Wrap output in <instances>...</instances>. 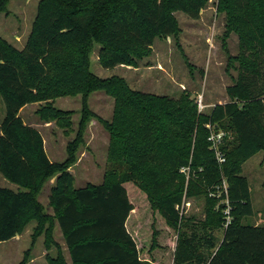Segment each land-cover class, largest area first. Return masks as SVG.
<instances>
[{
    "label": "trees",
    "instance_id": "obj_1",
    "mask_svg": "<svg viewBox=\"0 0 264 264\" xmlns=\"http://www.w3.org/2000/svg\"><path fill=\"white\" fill-rule=\"evenodd\" d=\"M8 1L0 0V12ZM209 1L39 0L22 49L0 37V175L22 188L0 187V243L16 237L29 220L47 222L43 231L36 228L54 246L55 256L47 257V264H66L50 240L52 220L36 201L43 184L55 177L48 202L72 264L157 262L153 256L140 258L138 236L132 231L138 220L133 212L141 207L138 194L160 220L150 236L149 256L159 248L162 225L175 233L171 264H264V225L244 224L253 209L247 179L239 172L242 163L264 151V0H217L227 27L239 39L234 58L238 74L226 88L227 103L204 114L184 92L173 101L115 91L119 115L127 111L137 118L138 139L123 148L129 171L110 172L100 185L73 189L67 168L75 146H68L64 162L49 161L40 133L19 115L26 105L83 93L92 78L86 71L92 42L99 46L102 68L132 67L156 39L177 33L175 13L196 20ZM53 111L57 116L59 111ZM122 120L124 116L114 123ZM211 132L224 133L221 164L210 149ZM223 182L226 194L217 191ZM184 192L186 197L204 196L201 221L179 215L176 207ZM218 230L219 241L214 234Z\"/></svg>",
    "mask_w": 264,
    "mask_h": 264
},
{
    "label": "rangeland",
    "instance_id": "obj_2",
    "mask_svg": "<svg viewBox=\"0 0 264 264\" xmlns=\"http://www.w3.org/2000/svg\"><path fill=\"white\" fill-rule=\"evenodd\" d=\"M38 2L9 0L5 10L0 12V37L16 49L20 50L25 45ZM174 16L178 23L177 33L156 39L151 50L138 58L134 66L102 68L97 57L99 46L92 42L86 54V71L92 78L83 93L26 105L20 110L22 121L40 133L49 161L64 162L68 157V146H75L73 161L67 168L73 178V189L100 185L107 180L110 172L129 171L123 148L127 143L137 141L138 121L127 111L122 113V117L119 115L116 90L121 88L150 99L168 98L173 101L178 100L184 92L204 114H208L214 105L229 101L226 88L232 85L238 74V62L234 58L239 53V39L227 27L226 12L217 9V0H210L196 20L179 12ZM145 104L148 107L150 103L147 100ZM148 109L152 111L151 106ZM53 110L59 111L55 117ZM123 116L124 120L114 123L115 119H122ZM2 117L3 104L0 99V121ZM229 138L232 139V136ZM181 172L187 180V168ZM239 172L247 179L253 209V215L245 218L244 224L264 225V151H258L242 163ZM54 180L55 177H52L43 184L36 201L42 207V214L51 218L50 240L59 246L63 255L64 241L48 202ZM0 187L22 190L1 175ZM225 189L223 182L217 191L220 193ZM211 195L213 193L209 197ZM137 197L141 205L136 212L141 224L137 239L138 247L142 250L140 258L151 260L153 256L157 264H171L175 233L160 225L159 229L162 230L157 231L159 248L149 256L150 236L160 220L150 210L144 197L141 194ZM204 209V196L186 197L184 192L177 210L181 217L196 223L204 218ZM39 224L37 220H29L13 240L0 243V264H22L24 260L23 264H26L30 259L37 258L35 264H43L40 257L54 246L46 244L48 238L43 232L36 233ZM47 225V222L39 225L41 231ZM214 234L219 241L222 231Z\"/></svg>",
    "mask_w": 264,
    "mask_h": 264
},
{
    "label": "built area",
    "instance_id": "obj_3",
    "mask_svg": "<svg viewBox=\"0 0 264 264\" xmlns=\"http://www.w3.org/2000/svg\"><path fill=\"white\" fill-rule=\"evenodd\" d=\"M197 106L199 107L198 104H197ZM198 111H200V109ZM223 137H224V133H222V132H218V133L211 132L209 137H208V142H210V149H211V151H213L215 158L219 164H221L225 161L224 155L222 154V152L220 150V146L222 144ZM224 194H226V189L224 190ZM223 203L227 207L224 210V214L228 215V200H227V198L224 199ZM176 209H178V207H176Z\"/></svg>",
    "mask_w": 264,
    "mask_h": 264
},
{
    "label": "crops",
    "instance_id": "obj_4",
    "mask_svg": "<svg viewBox=\"0 0 264 264\" xmlns=\"http://www.w3.org/2000/svg\"><path fill=\"white\" fill-rule=\"evenodd\" d=\"M24 108V107H23ZM22 108V109H23ZM21 109V110H22ZM136 212H137V210H135L134 212H133V218L135 217L136 218ZM132 215H130V218L132 217ZM130 218L128 219V222H129V220H130ZM136 220V219H135ZM127 222V223H128ZM253 225H259V224H253ZM139 229H140V223L138 222V220H136V222H135V224H134V226H133V228H132V231H133V233L135 234V236L137 235H139ZM61 234V233H60ZM11 240H13V239H11ZM64 250H63V252H64V254H63V256H64V260H65V263L66 264H72L71 263V260H70V257H69V254H68V251H67V249H66V247H65V244H64V248H63ZM138 249H139V247H138ZM55 256V252H54V249H50L48 252H44L43 253V255L40 257V258H42V261H43V264H47V257H54ZM38 259V258H37ZM37 259L35 260V259H30V261L28 262V263H26V264H35L36 263V261H37ZM144 260H149V259H144ZM155 264H157V263H155Z\"/></svg>",
    "mask_w": 264,
    "mask_h": 264
}]
</instances>
